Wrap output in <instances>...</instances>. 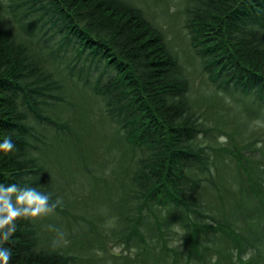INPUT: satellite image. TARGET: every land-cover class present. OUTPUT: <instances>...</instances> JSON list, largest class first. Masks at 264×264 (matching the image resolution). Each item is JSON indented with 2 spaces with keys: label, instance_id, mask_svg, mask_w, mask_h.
I'll return each mask as SVG.
<instances>
[{
  "label": "trees",
  "instance_id": "16d2710c",
  "mask_svg": "<svg viewBox=\"0 0 264 264\" xmlns=\"http://www.w3.org/2000/svg\"><path fill=\"white\" fill-rule=\"evenodd\" d=\"M132 1L20 0L0 16V142L15 145L0 151V184L61 200L16 221L3 245L9 264H76L98 252L111 264H264V134L255 128L264 124V0H185L184 27L211 91L199 97ZM213 100L221 108L204 109ZM103 126L122 145L118 162L100 168L123 203L98 226L52 174L93 175ZM52 218L68 232L58 246L42 239ZM108 239L134 253L109 252Z\"/></svg>",
  "mask_w": 264,
  "mask_h": 264
},
{
  "label": "rangeland",
  "instance_id": "374dc122",
  "mask_svg": "<svg viewBox=\"0 0 264 264\" xmlns=\"http://www.w3.org/2000/svg\"><path fill=\"white\" fill-rule=\"evenodd\" d=\"M19 1L20 0H0V16L3 20L8 19V6ZM135 2L136 5L143 11L145 17L163 31L164 37L169 47L177 54L178 58L185 66V68L187 67L186 70L188 71L189 79L191 82V96L199 97L201 95H208V93L211 92L210 88L206 84L205 80H203L204 76H201L202 74L199 69V62L194 56V52L189 42L187 29L184 27L185 0H135ZM31 19H33V17ZM58 37L59 35L56 34L55 37L51 39V42H54ZM67 50H69V48H67ZM70 55L71 52L67 51V56ZM59 67L60 69H62L61 66ZM62 72L67 73V70L66 72ZM77 74L78 72L75 73L74 78H77ZM86 94L89 96L92 94V92L88 93L87 90ZM223 99L224 101H228L226 97H224ZM85 100L87 101L86 98ZM93 104L96 108L95 101H93ZM204 104H206V102ZM239 107V104H235L234 106H232L231 112L238 114L240 110ZM219 108L221 107L217 105L216 100H213L212 102H210V107H205L204 109H210V111L215 112V110ZM206 115L207 118L203 117L202 119H206L211 122L212 117L210 113H207ZM256 127L259 128L258 132L262 130V133L264 134V124L256 123L255 128ZM103 133L105 134L102 138L103 151L101 150V148L100 150L101 152H104L105 156L101 158V165L95 168V172L93 173V175H87L81 171H77L76 167L73 171L66 172V174H60V176H55L54 174H52L53 184L55 183L58 189L64 191V193L67 195L71 190H73L75 192L74 194L80 196L78 198V201L74 202V204H72L71 200H68V202L72 206V209L76 213L82 212L89 215L94 214V216L96 217V224L98 226H103L105 224V216L119 211L123 203V199L119 192V186L116 179L110 174L105 175V173L101 172V168H103L104 164H109V166H112L114 164V162L112 161L118 162L119 151L121 150L122 145L116 142L115 136L112 131L110 133L108 126L101 127V134ZM221 137H225L224 134L218 133V140L220 143H223L220 140ZM97 162H100V160ZM62 207L65 206L62 205ZM73 210L70 209L71 212H73ZM71 215L72 214H70V216ZM105 221L108 224L111 223V221H107L106 219ZM49 227V230H47L46 232L47 234L44 238H42L45 242H49L51 244H54V242L59 243V241L68 234L65 220L63 223L61 220L52 218V222H50ZM110 227V225L106 226V228L103 229V232H107ZM86 232H89V229L87 227ZM63 244L67 245L66 241ZM106 247L109 252H114L115 254H119L120 256L124 257L129 256V254L132 255V253H134V249H124V246L122 244L115 242L112 239H108ZM98 255L102 256L103 253L98 252ZM99 256L94 255L90 260H80L78 261V263L76 262V264L112 263V260L107 261V263L103 262Z\"/></svg>",
  "mask_w": 264,
  "mask_h": 264
},
{
  "label": "clouds",
  "instance_id": "9594fccd",
  "mask_svg": "<svg viewBox=\"0 0 264 264\" xmlns=\"http://www.w3.org/2000/svg\"><path fill=\"white\" fill-rule=\"evenodd\" d=\"M226 142L225 137L220 138ZM15 145L11 139L0 142V151L11 152ZM50 195L41 193L32 187H20L17 184H10L5 187L0 184V264H9L12 254L3 245L7 243L17 230L16 221L19 219L36 218L47 215L54 211L61 200L57 198L55 203L50 204ZM184 234L181 233V237ZM181 240L179 241V245ZM178 245V246H179ZM58 246V242H54ZM251 253H245L243 259L251 258ZM215 260V258H214Z\"/></svg>",
  "mask_w": 264,
  "mask_h": 264
}]
</instances>
